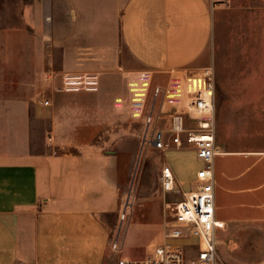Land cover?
Instances as JSON below:
<instances>
[{
    "label": "crops",
    "instance_id": "crops-1",
    "mask_svg": "<svg viewBox=\"0 0 264 264\" xmlns=\"http://www.w3.org/2000/svg\"><path fill=\"white\" fill-rule=\"evenodd\" d=\"M205 65L216 78L215 228L254 240L237 263L264 264V0L0 3V81L50 99L33 106L51 125L49 151L0 153V264H118L120 214L134 212L118 161L148 129L149 79L164 89L157 118L185 106L188 70ZM186 148L163 152L160 175L171 165L188 190L202 162ZM150 221L130 216L122 235L143 246L139 234H154L138 256L165 240Z\"/></svg>",
    "mask_w": 264,
    "mask_h": 264
},
{
    "label": "built area",
    "instance_id": "built-area-1",
    "mask_svg": "<svg viewBox=\"0 0 264 264\" xmlns=\"http://www.w3.org/2000/svg\"><path fill=\"white\" fill-rule=\"evenodd\" d=\"M187 77L185 106L176 109L170 127L155 130L150 141L162 151L172 146L193 148L202 164L191 187L182 189V196L167 205L171 218L167 221L165 240L143 257H120L118 264H225L218 253L215 235L214 158L220 146L216 140L214 66L189 69ZM160 91L161 87H158L157 93ZM42 103L50 104V100L45 99ZM161 116L159 113L157 119ZM153 118L151 113L148 123L153 122ZM163 124L166 126L167 120ZM161 177L166 192L182 193L171 165L163 166ZM127 216V210H124L121 219ZM111 246L114 250L122 247L118 239Z\"/></svg>",
    "mask_w": 264,
    "mask_h": 264
},
{
    "label": "rangeland",
    "instance_id": "rangeland-1",
    "mask_svg": "<svg viewBox=\"0 0 264 264\" xmlns=\"http://www.w3.org/2000/svg\"><path fill=\"white\" fill-rule=\"evenodd\" d=\"M7 0H0V3H5ZM111 8V5H110ZM53 66V64H52ZM58 66H61L58 64ZM207 66V65H205ZM159 86H156L151 79H149L148 87V111L143 113L142 120L147 122L148 129L138 138H132L122 148L119 159V170L124 179V192L123 196L128 203V206H133L134 212L127 211L128 220H121L118 228L120 229L119 244H121L120 250L111 249L115 261L120 257H143L138 256L141 252H144L148 243L154 239V234L150 232H141L139 238L143 239V246L138 245L136 242H132L127 239L124 244L122 243V235L128 226L129 217L132 216V221L135 218H139V221H147L148 217L153 218V223L158 225V228L164 225V233L166 230L167 221L171 218V211L167 208L170 202L176 201L183 194L184 187H181L182 193H169L166 192L163 186L162 177L160 175V169L162 166L163 152L161 149L154 147L151 137L155 130L164 126L170 127L171 116L173 112L169 110L162 114V118L155 123H148V117L152 111L151 105L156 102H161L164 97V92L157 93ZM0 81V153H12V152H42L49 151L47 143L50 123L48 121L40 120L37 109L35 110L34 104L38 107L48 106L49 104H43L42 101L48 99L46 96H38L30 98L28 96H21L18 91H14L11 87L4 89ZM50 100V99H49ZM167 120L168 124L165 126L163 122ZM134 131L139 129H133ZM133 131V132H134ZM132 137L135 136L131 134ZM134 139V141H133ZM187 149L184 147L177 148L172 146L170 149ZM167 150V151H170ZM167 153V152H166ZM170 157L169 153L167 154ZM201 166V164H200ZM127 210V209H125ZM124 211V210H123ZM119 216V214H118ZM121 217V214H120ZM111 218V217H110ZM108 220V218H107ZM113 229H116L114 225ZM130 231V230H129ZM215 235L217 241V250L222 254L224 262L227 264H239L237 263V251L249 252L254 248V240L242 239L237 240L232 238L230 241H225L224 234L215 228ZM241 244L246 248L245 251L238 247ZM262 244V243H261ZM112 248V246H111ZM264 248V246H263ZM258 249V248H257ZM263 250V249H262Z\"/></svg>",
    "mask_w": 264,
    "mask_h": 264
}]
</instances>
